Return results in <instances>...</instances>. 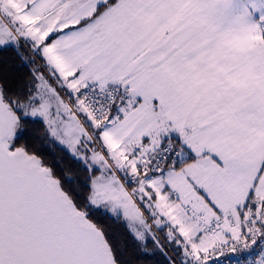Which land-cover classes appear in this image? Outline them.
<instances>
[{
    "label": "snow or ice",
    "instance_id": "snow-or-ice-1",
    "mask_svg": "<svg viewBox=\"0 0 264 264\" xmlns=\"http://www.w3.org/2000/svg\"><path fill=\"white\" fill-rule=\"evenodd\" d=\"M0 264H264V0H0Z\"/></svg>",
    "mask_w": 264,
    "mask_h": 264
},
{
    "label": "trees",
    "instance_id": "trees-1",
    "mask_svg": "<svg viewBox=\"0 0 264 264\" xmlns=\"http://www.w3.org/2000/svg\"><path fill=\"white\" fill-rule=\"evenodd\" d=\"M3 71L10 77L14 78L26 74V69H23L18 62L9 63V65L5 67ZM34 147L36 151L41 153L47 163L56 168L58 173L63 170H68L75 174L78 171V168L74 164V162L59 149L49 148L48 146L42 145L38 142L35 143ZM104 220L105 223L115 232V234L120 236L121 240H123V230L114 221L106 217L104 218Z\"/></svg>",
    "mask_w": 264,
    "mask_h": 264
}]
</instances>
